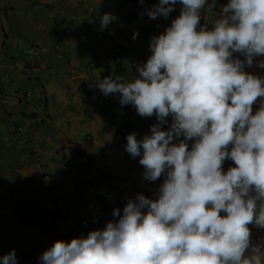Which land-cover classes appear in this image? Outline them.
Returning <instances> with one entry per match:
<instances>
[{
	"label": "clouds",
	"instance_id": "obj_1",
	"mask_svg": "<svg viewBox=\"0 0 264 264\" xmlns=\"http://www.w3.org/2000/svg\"><path fill=\"white\" fill-rule=\"evenodd\" d=\"M139 3L150 19L180 12L150 38L137 75L96 87L155 116L124 147L144 180L162 183L115 208L103 228L55 241L38 264H264V238L253 242L250 228L264 229V76L245 70L264 69V0H227L210 28L201 19L216 0ZM113 19L103 14L99 31ZM0 264H18L15 250Z\"/></svg>",
	"mask_w": 264,
	"mask_h": 264
},
{
	"label": "crops",
	"instance_id": "obj_2",
	"mask_svg": "<svg viewBox=\"0 0 264 264\" xmlns=\"http://www.w3.org/2000/svg\"><path fill=\"white\" fill-rule=\"evenodd\" d=\"M226 3L216 0L201 25L210 28ZM179 12L177 5L167 19H150L139 0H0V257L14 249L18 264H38L55 241L103 228L138 193L154 196L163 178L144 180L139 157L125 151L127 135H144L125 109L149 127L155 116L121 106L118 94L104 96L96 83L137 75L150 38ZM105 13L114 19L101 32ZM27 47L43 50L27 54ZM245 70L264 76L255 63ZM23 90L31 94L19 97ZM65 162L76 176L61 168ZM250 228L253 242L264 238V229Z\"/></svg>",
	"mask_w": 264,
	"mask_h": 264
},
{
	"label": "built area",
	"instance_id": "obj_3",
	"mask_svg": "<svg viewBox=\"0 0 264 264\" xmlns=\"http://www.w3.org/2000/svg\"><path fill=\"white\" fill-rule=\"evenodd\" d=\"M148 49H149V45H148ZM42 50H43V49H42L41 47H36V48H35V47H27V48L25 49V52H26L27 54H38V53L42 52ZM149 53H150V55H151L150 50H149ZM16 94H17L19 97H21V98H25V97H27L28 95L31 94V91H30V90H26V91H24V90H23V91H17ZM108 96L111 98V97H114V94H110V95H108ZM125 112H126V114H127V119H128V121L130 122V124H131V126H132L133 128H135L137 131H139L141 134H144V135L149 133V128H150V127H149L146 123H144V122L142 121V119H141L139 116H137L136 114H133V113L130 112L128 109H125ZM35 146L38 148V147L40 146V143H36ZM37 163L40 164V165H43V164H44V162H43L42 160H40L39 158H37ZM229 166H231V162H230L229 165L226 167V169H227ZM61 168L70 171V172L72 173V175H74V176L77 175L76 170L73 168V166L71 165L70 162H65V163H63V164L61 165ZM78 188H79L80 190H82V191H85V189H84V187H83L82 184H79V185H78Z\"/></svg>",
	"mask_w": 264,
	"mask_h": 264
}]
</instances>
